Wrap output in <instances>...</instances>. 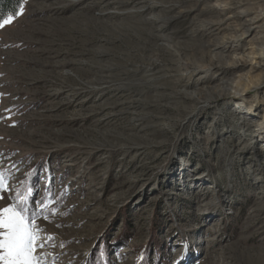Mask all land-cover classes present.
I'll list each match as a JSON object with an SVG mask.
<instances>
[{
    "label": "rangeland",
    "instance_id": "obj_1",
    "mask_svg": "<svg viewBox=\"0 0 264 264\" xmlns=\"http://www.w3.org/2000/svg\"><path fill=\"white\" fill-rule=\"evenodd\" d=\"M263 3L24 0L0 28V209L50 188L43 264H264Z\"/></svg>",
    "mask_w": 264,
    "mask_h": 264
},
{
    "label": "snow or ice",
    "instance_id": "obj_2",
    "mask_svg": "<svg viewBox=\"0 0 264 264\" xmlns=\"http://www.w3.org/2000/svg\"><path fill=\"white\" fill-rule=\"evenodd\" d=\"M21 13L22 9H19L7 15H0V28L11 24ZM12 168H15V165H12ZM11 175L10 170L0 166V193L8 190L7 181ZM32 191L30 186H26L23 193H17L13 198L12 205L0 209V229L3 230L0 231V264H43L44 256L37 254L36 249L50 246L55 239L52 235L43 236L45 229L36 223L39 217L52 222L55 208H49L51 190L49 187L45 188L44 197L35 206L39 211L29 207L28 198ZM0 199H3L2 195ZM27 213H31V216ZM60 246L64 247L63 242Z\"/></svg>",
    "mask_w": 264,
    "mask_h": 264
},
{
    "label": "bare ground",
    "instance_id": "obj_3",
    "mask_svg": "<svg viewBox=\"0 0 264 264\" xmlns=\"http://www.w3.org/2000/svg\"><path fill=\"white\" fill-rule=\"evenodd\" d=\"M61 1V0H60ZM140 1H143V0H140ZM264 1V0H263ZM76 2V1H75ZM139 2V1H138ZM146 2V1H145ZM74 3V2H73ZM73 3H71V4H73ZM241 3V2H240ZM175 4V3H174ZM173 4V5H174ZM147 5V3L145 4V6ZM158 5V4H157ZM169 7V6H168ZM173 8V7H172ZM169 9V8H168ZM171 9V8H170ZM132 10V9H131ZM238 13H241V14H243V16H249L250 15V13H251V11H249L248 9H246V10H244L243 12H238ZM165 21V20H164ZM167 21H168V19H167ZM166 21V22H167ZM260 21V22H259ZM169 22V21H168ZM257 22H259V23H257ZM205 23L206 24H208V27L207 28H203V27H200V28H198V30H200V31H203V33L204 34H206V35H208V36H212L213 34H216V33H218V30L220 29V27H219V25H216V23H214V22H206L205 21ZM242 28H244V31L245 30H250L251 28H258L259 30H261L263 33H264V3L263 4H261V9L259 10V11H257L253 16H251V17H249V18H245V22L242 24ZM216 31V32H215ZM215 38V37H214ZM224 40V42L225 43H228L229 42V44L226 46L225 44H221V43H219V42H215V41H212V43L210 44V46H212V48H213V50H218V51H222L223 50V48L225 49V48H228V47H230L231 45H230V41H232L231 40V38H228L227 40L226 39H223ZM258 42H262L263 44H264V35H260L259 36V40H258ZM220 47V48H219ZM217 53H219V52H217ZM219 54H221V53H219ZM258 57H260V59L261 58H263L264 57V48L263 47H261L260 48V52H259V54H258ZM239 60L241 59V58H238ZM241 61V60H240ZM240 61H237L236 62V65L235 64H233L232 62V64L231 65H233V66H237V65H240V64H242V63H239L238 64V62H240ZM256 63H258V64H261V61H259V62H256ZM263 63V62H262ZM218 64H216V67L218 68ZM222 66V65H221ZM256 66V65H255ZM259 66V65H258ZM215 67V66H214ZM206 76H209L210 77V75L208 74H206ZM206 76H201V78L202 79H200V81H203V80H205V79H208ZM211 78V77H210ZM198 82V81H197ZM228 84V83H227ZM258 88V87H257ZM59 91V90H58ZM225 91V90H224ZM227 91V90H226ZM252 91V90H251ZM228 95H230V97L231 98H238L240 95L238 94V91H235V92H233V93H228ZM183 96V95H182ZM233 105H238V106H240V105H242L241 104V102H239V101H234L233 103H232ZM233 110H235L234 108H233ZM236 111V110H235ZM261 127H262V125H261ZM263 128V127H262ZM263 132V131H262Z\"/></svg>",
    "mask_w": 264,
    "mask_h": 264
},
{
    "label": "trees",
    "instance_id": "obj_4",
    "mask_svg": "<svg viewBox=\"0 0 264 264\" xmlns=\"http://www.w3.org/2000/svg\"><path fill=\"white\" fill-rule=\"evenodd\" d=\"M24 0H0V15H7L10 14L14 11L19 10L21 4L23 3ZM35 175V172L32 171L31 173L28 174L27 179L24 180L22 187L25 190L26 186H30L31 184H34L33 182V176ZM27 182V183H25ZM152 240H155L154 238ZM101 251L98 252V248L96 249V251L93 253L92 258L90 259L89 264H96V262H98L97 264H100V260L104 259L106 260V254H107V249H105V245L102 244L101 245ZM100 254V255H98ZM139 264H148L147 262V255L144 256L142 255L141 257H139Z\"/></svg>",
    "mask_w": 264,
    "mask_h": 264
}]
</instances>
